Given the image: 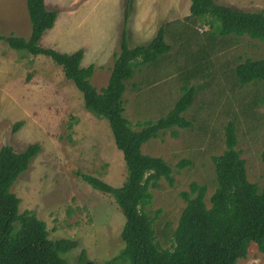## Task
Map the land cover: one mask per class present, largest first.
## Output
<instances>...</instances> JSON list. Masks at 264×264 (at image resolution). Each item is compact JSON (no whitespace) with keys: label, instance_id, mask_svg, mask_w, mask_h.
<instances>
[{"label":"rangeland","instance_id":"374dc122","mask_svg":"<svg viewBox=\"0 0 264 264\" xmlns=\"http://www.w3.org/2000/svg\"><path fill=\"white\" fill-rule=\"evenodd\" d=\"M46 1V8L56 11V20L42 35L40 45L68 53L87 43L81 65H88L89 59L94 62L90 81L99 90L107 84L113 55L119 49L123 9L124 17L127 7L126 12L130 5L131 10L135 9L136 17L129 22L131 27L141 25L137 24L141 13L146 28L130 36L133 39L128 45L133 47L148 43L163 22L183 20L191 0H93L98 3L95 10L90 2L71 15L69 9L74 7L69 6H78L81 1ZM215 1L235 10L264 11V0ZM160 6L165 8L161 16L155 14ZM66 17L68 20L63 22ZM71 17L83 19L84 23H74ZM96 21L101 27L94 29ZM30 30L26 0H0V34L28 38ZM201 32L199 29L198 33ZM50 36L54 39L51 44L47 42ZM166 40L174 49V41L169 37ZM93 53L98 56L93 57ZM263 56L264 43L247 36L237 38L231 47L217 54L215 76L207 78L209 84L199 88L206 80L191 82L198 87L185 113L192 126L178 128L177 137L170 133L159 135L142 146L143 153L162 157L173 169V186L161 180L159 188L151 189L153 199L146 207L163 246L168 245L164 233L171 234L185 206L180 193L188 190L190 182L207 185V197L212 193L211 157L225 147L224 126L229 120L236 118L237 148L245 160L249 181L264 186V163L260 159L264 150V105L242 114L245 99L241 94L255 88L232 86L222 73L227 65L233 66L246 57ZM168 65L170 68L166 65L158 69L142 66L125 81L124 116L132 127L138 128V122L154 121L164 115L181 95L180 71L171 68L172 63ZM133 84H137V89H133ZM256 89L264 95L261 84ZM18 121L22 123L14 130ZM33 143L39 144L40 151L10 189L20 199L19 210L34 211L46 223L50 239L77 241V246L63 255L69 264H84L80 261L82 252L86 261L98 264L117 255L124 247L120 235L124 217L111 196L92 188L78 175L90 174L114 187L124 182L123 155L114 143L107 119L85 109L80 91L50 57L15 50L0 40V147L7 144L22 151ZM182 160L189 163L177 167ZM237 264H264V253L250 245Z\"/></svg>","mask_w":264,"mask_h":264},{"label":"trees","instance_id":"16d2710c","mask_svg":"<svg viewBox=\"0 0 264 264\" xmlns=\"http://www.w3.org/2000/svg\"><path fill=\"white\" fill-rule=\"evenodd\" d=\"M26 9L31 26L29 37L0 34V40L15 50L48 56L60 66L64 77L80 91L85 109L107 119L114 143L123 155L126 178L121 186L78 173L92 188L111 196L124 217L120 234L124 247L103 264H237L250 245L264 253V186L247 177L245 160L237 148L236 118L224 126L223 151L211 157L212 193L207 197V185L196 181L180 193L185 206L171 234L164 233L167 246L158 241L146 207L153 199L151 189L159 188L161 180L173 186V169L162 157L142 152L149 140L167 133L177 137L178 128L192 126L185 113L198 87L191 82L206 80L199 88L209 84L207 78L215 76L217 54L243 36L264 43V11L235 10L215 0H191L183 20L163 22L148 43L130 47L126 8L110 76L107 84L97 90L90 81L94 65H81L82 49L66 53L40 45L43 33L54 25L56 11L47 9L45 0H26ZM167 37L174 41V49ZM171 63V68L180 71L181 95L164 115L132 127L124 116L125 81L142 66L158 69ZM222 73L232 86L255 88L251 93L242 92V114L264 105V95L256 89L258 84L264 87V56L246 57L233 66L227 65ZM132 87L137 89V84ZM21 123L16 122L13 129ZM39 151L37 143L22 151L7 144L0 147V264H69L63 255L77 246L76 240L50 239L46 223L32 210L20 211V199L10 190ZM260 159L264 163V150ZM185 163L189 161L182 160L177 167ZM80 261L98 264L86 261L85 252Z\"/></svg>","mask_w":264,"mask_h":264},{"label":"crops","instance_id":"0c3cea01","mask_svg":"<svg viewBox=\"0 0 264 264\" xmlns=\"http://www.w3.org/2000/svg\"><path fill=\"white\" fill-rule=\"evenodd\" d=\"M46 1V0H45ZM78 1H81V3L78 5V6H69V7H74V8H72V9H69V14L71 15V13L73 14V13H75L76 12V10H78V9H80V8H82L83 6H89L90 4V6H91V8H93L94 10H95V8H96V6L98 5V3H95V2H93V0H78ZM123 1V0H122ZM122 1H121V5H122ZM91 2V3H90ZM46 3H47V1H46ZM45 3V4H46ZM90 3V4H89ZM47 6V5H46ZM130 7H131V5L129 6V9H128V12H127V21H126V23H127V40H128V42H129V40L130 39H133V37H130V36H134L136 33H139L142 29H144L145 31H146V28H144L145 27V25H143L142 23L144 22V21H142V16H141V13L139 14L140 15V20L137 22V24H141V25H139L137 28L135 27V29H134V27H131L130 25H129V22L132 20H134V18L136 17V12H133V10H135V9H133V10H131L130 9ZM68 8V7H67ZM128 8V7H127ZM137 9H139V8H136V10ZM138 11L139 10H137V14H138ZM165 11V8H163V6H160V8L157 10V11H155V14L156 13H158L160 16H161V14L163 13ZM123 14V15H122ZM122 17H123V20H124V9H123V11H122ZM71 19L73 20V22L74 23H79L80 25L82 24V23H84L83 22V19H80V20H77L75 17L74 18H72L71 17ZM68 20V17H66V18H64L63 19V22H66ZM123 20H122V22H123ZM175 20V19H174ZM169 21H171V20H169ZM55 23V22H54ZM79 25V26H80ZM78 26V27H79ZM160 26V25H159ZM97 27H101V25H100V22L99 21H96V22H94V29L95 28H97ZM158 29V28H157ZM44 34V33H43ZM119 38V37H118ZM54 39H53V37L52 36H50V37H47V42L48 43H52V41H53ZM78 49H82L83 50V58H82V62L85 60V57H86V52H87V49H88V44L87 43H83L82 45H77L76 47H74V51H76V50H78ZM74 51H71V52H74ZM94 51H96V47L94 48ZM115 51H116V49H115ZM71 52H68V53H71ZM96 57V56H98L96 53H93V57ZM94 58H92L91 60H93ZM90 60V59H89ZM88 60V65H90V64H93L94 65V62L92 63V61H89ZM88 65H86V66H88ZM95 66V65H94Z\"/></svg>","mask_w":264,"mask_h":264}]
</instances>
